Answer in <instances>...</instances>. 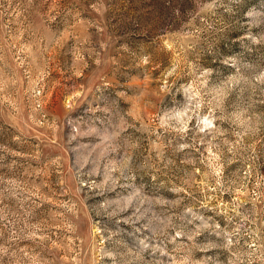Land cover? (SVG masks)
Instances as JSON below:
<instances>
[{
	"label": "rangeland",
	"instance_id": "obj_1",
	"mask_svg": "<svg viewBox=\"0 0 264 264\" xmlns=\"http://www.w3.org/2000/svg\"><path fill=\"white\" fill-rule=\"evenodd\" d=\"M0 264H264V0H0Z\"/></svg>",
	"mask_w": 264,
	"mask_h": 264
}]
</instances>
